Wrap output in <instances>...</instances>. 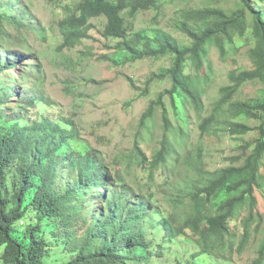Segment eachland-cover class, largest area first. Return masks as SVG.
<instances>
[{
    "label": "trees",
    "instance_id": "trees-1",
    "mask_svg": "<svg viewBox=\"0 0 264 264\" xmlns=\"http://www.w3.org/2000/svg\"><path fill=\"white\" fill-rule=\"evenodd\" d=\"M6 1L0 2V43L1 35L10 38L1 28L7 24L17 30L22 51L30 52L25 34L33 30L29 25L32 19L24 7L20 11L26 17L14 15L9 0ZM158 7L159 0H83L75 12L68 9L67 17L59 23L64 41L59 51L73 49L87 39L89 21L104 17L107 24L103 36L122 40L110 58L116 65L169 59L170 68L150 78L147 86L169 81L170 88L142 116L134 149L120 164L127 172L133 166L149 172L153 184L155 171L162 165L171 160L181 161L167 137L174 133V128L166 101L183 119L182 112L188 107L201 118L204 90L187 76V67L204 70L210 47L215 46L224 56L226 44H234L237 38L247 43L252 70L229 75L230 84L220 90L218 101L209 117L201 122L199 131L206 136L225 123L231 137L256 133L257 140L245 144L231 166L206 174L203 179L198 176L184 187L172 186L169 203L173 212L162 213L157 218L170 241L184 237L185 242L197 247L194 259L227 260L230 256L232 260L237 238L230 223L248 211L237 249L242 254L250 243L255 221L258 205L255 192L264 190V0H236L237 9L229 14L219 9L184 13L185 21L178 29L187 38L186 45L160 29L153 37L138 32L127 39L123 13L129 10L128 15L135 18L141 11ZM3 71L0 68V264H149L155 250L143 221L153 215H148L149 212L155 211L154 196L146 198V194L115 182L111 168L96 153L76 156L72 143L77 131L72 121L59 123L43 118L23 125L21 113L25 108L47 104L43 96L30 99L27 105H9L7 113L3 107L6 99L12 97L13 77L7 72L4 83ZM37 71L40 73L41 68ZM210 76L208 70L204 79L209 81ZM21 79L24 83L25 76ZM249 84L262 87V98L252 102L234 101L239 90ZM156 109L162 111L164 137L150 162L140 145L142 134L153 123ZM240 119L253 121L256 126L234 122ZM180 136H184L183 131ZM201 154L199 150L195 157L189 155L184 160L199 169ZM98 206L101 210L94 211ZM180 207L187 211L181 219ZM254 264H264V241Z\"/></svg>",
    "mask_w": 264,
    "mask_h": 264
},
{
    "label": "rangeland",
    "instance_id": "rangeland-1",
    "mask_svg": "<svg viewBox=\"0 0 264 264\" xmlns=\"http://www.w3.org/2000/svg\"><path fill=\"white\" fill-rule=\"evenodd\" d=\"M82 1H8L14 15L26 17L20 11L21 8H26V13L32 19L29 25L33 30L25 34L31 49L30 52H25L21 47L23 43L17 39V30L7 24L1 26L2 30L10 34V38L1 35L0 68L4 70L1 78L7 83L6 73L10 72L13 77L10 92L12 97L6 99L3 109L8 113L9 105H27L30 99L43 96L47 104H39L33 109L25 108L21 113L24 117L23 125L43 118L59 123L72 121L73 128L77 131V138L72 143V151L76 156L90 151L96 153L111 168L115 182L130 186L137 192H142V195L146 194V198H150L149 195L154 196L152 204L155 211L148 215L153 214L155 217L151 215L143 221L144 231L155 250L149 264H254L264 241V190L257 189L255 192L258 204L255 221L251 227L250 243L242 254L237 253V249L244 234L243 221L248 211H243L237 220L230 223L237 238L232 260H229L230 256H227V260L194 259L193 255L198 252L197 247L185 242L184 237L170 241L163 225L157 220L162 213L173 212L169 203L172 186L184 187L190 180H197L198 176L203 179L206 174H213L231 166L232 161L242 154L245 144L257 140L256 133L243 138L231 137L225 123L213 128L206 136H202L199 131L201 122L209 117L218 101L220 90L230 84L229 75L252 70L247 54L249 46L237 38L234 44L225 45L224 56L215 46L210 47L204 70L187 67V76L192 77L193 81L199 83V89L204 90L201 118L188 107L182 112L185 116L183 119L170 109V103L166 101L168 117L174 128V133L167 137L177 155L181 156V161L177 163L171 160L162 165L155 171L152 184L149 172L134 166L127 172L126 167L120 164L121 159L130 156L134 149L142 116L150 104L170 88L169 81L160 84L155 82L147 86L150 78L158 75L161 70L170 68L169 59L116 65L110 58L115 53L116 45L122 40L103 36L107 24L104 17L89 21L87 39L73 49L59 51L64 42L59 32V23L67 17L68 9L75 12ZM205 9H219L229 14L237 9L236 0H159L158 9L141 11L135 18H131L128 15L129 10H126L123 13L126 38L129 39L138 32L153 37L154 32L160 29L186 45L188 40L178 29V25L185 21L183 14L191 10ZM24 56L26 60L23 61ZM8 66L12 68L7 70ZM39 67L40 73L37 71ZM208 70L211 72L209 81L204 79ZM22 75L25 76L24 83ZM261 98L262 87L249 84L239 90L234 101L252 102ZM161 115L162 111L156 109L152 125L142 134L140 147L150 162L160 149L164 137ZM13 116L19 118L15 114ZM234 122L249 127L256 126L253 121L246 119ZM181 131L183 137L180 136ZM199 150L202 151V164L197 169L189 166L184 158L189 155L195 157ZM64 170L68 171L67 168ZM262 175L264 177V169ZM169 178L171 181H168ZM98 210H101L100 206L94 211ZM185 212L187 211H184V207H180V219ZM155 246L159 249H155Z\"/></svg>",
    "mask_w": 264,
    "mask_h": 264
}]
</instances>
